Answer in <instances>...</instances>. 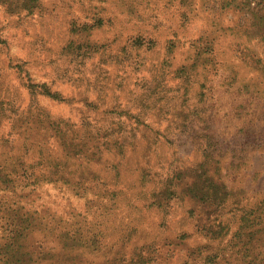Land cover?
I'll list each match as a JSON object with an SVG mask.
<instances>
[{
  "label": "rangeland",
  "instance_id": "1",
  "mask_svg": "<svg viewBox=\"0 0 264 264\" xmlns=\"http://www.w3.org/2000/svg\"><path fill=\"white\" fill-rule=\"evenodd\" d=\"M4 160L0 264H264V0H0Z\"/></svg>",
  "mask_w": 264,
  "mask_h": 264
},
{
  "label": "trees",
  "instance_id": "2",
  "mask_svg": "<svg viewBox=\"0 0 264 264\" xmlns=\"http://www.w3.org/2000/svg\"><path fill=\"white\" fill-rule=\"evenodd\" d=\"M60 132L64 137L65 133L63 132V130H60ZM21 144H22V148L25 149V145H26L25 142L24 143L22 142ZM39 153L43 154L44 150H40ZM10 167H12V164L7 165L6 160H4L3 164H0V187L2 190L14 191L16 188L15 179L14 178L11 179L8 176L9 175L8 172L9 173L12 172L10 171ZM40 211H43L45 214L49 211V209H45V210L41 209ZM17 212L18 210L15 211V214H17ZM14 221H16L15 217H14ZM13 224L15 225L13 228V232L11 233V237L9 238L10 240H8L3 246L7 255V259H4L5 264L11 263L10 258L12 252L16 253V250L19 249H22L24 254L26 253L33 256V253L31 252L27 244V236H29V233L32 232L31 230H29L31 227L30 222L27 220V223L24 222L23 224H17V223H13ZM44 244H45L44 241L40 243L43 250L41 251V254H39L38 257L35 258V260H37L39 264H56V263L75 264L74 260L77 259V255L72 254L73 252L71 250L72 246L65 245L62 257L58 258L57 252L56 250H54V245L51 248H49L50 246H46ZM47 248H49V250H45ZM262 261L264 262V259Z\"/></svg>",
  "mask_w": 264,
  "mask_h": 264
}]
</instances>
